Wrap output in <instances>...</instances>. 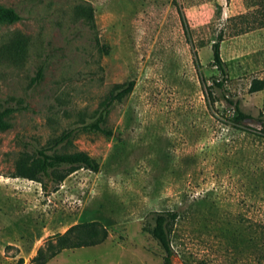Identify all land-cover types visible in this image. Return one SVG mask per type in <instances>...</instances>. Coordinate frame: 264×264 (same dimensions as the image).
<instances>
[{"label":"rangeland","instance_id":"374dc122","mask_svg":"<svg viewBox=\"0 0 264 264\" xmlns=\"http://www.w3.org/2000/svg\"><path fill=\"white\" fill-rule=\"evenodd\" d=\"M0 5L21 15L0 22V111L14 109L0 128V264H30L53 235L91 221L108 228L104 243L47 264H163L144 226L167 210L179 213L171 264H264V123L235 122L226 99L264 110V90L250 92L264 78V0ZM219 39L226 77L212 65ZM131 80L110 105L112 134L85 129ZM67 131L59 151H86L99 171L79 169L49 194L13 177L23 152Z\"/></svg>","mask_w":264,"mask_h":264},{"label":"trees","instance_id":"16d2710c","mask_svg":"<svg viewBox=\"0 0 264 264\" xmlns=\"http://www.w3.org/2000/svg\"><path fill=\"white\" fill-rule=\"evenodd\" d=\"M21 15L12 7L0 5V22H17ZM222 39V37H220ZM220 39L213 43V61L223 77L228 75L226 62L221 55ZM224 80L226 78H223ZM217 85L224 86L223 80L217 81ZM135 87V81L131 80L124 84H118L110 93L104 107L98 112V116L91 123L84 126L91 131H100L106 135L112 132L105 126V120L109 113L110 105L115 101H123L132 93ZM264 90V78L253 79L250 92H259ZM226 99L235 108L233 120L237 123H243L247 120H256L264 123V110L260 116L247 113L240 102H235L226 96ZM13 108H6L0 111V128H7L10 123L5 119ZM72 131L64 132L54 139L49 146L36 148L33 153L23 152L16 163V170L13 177L28 178L41 183L47 194L58 189L65 179L79 169L86 168L93 171L100 170L99 162L88 152L77 150L73 152L59 151V147L71 143ZM52 186V187H51ZM179 213L175 210L155 211L152 213L151 221L144 226V230L149 232L159 243L164 251L163 264H171L176 256V251L172 244V234L175 229L176 220ZM109 236L108 228L100 222H82L73 225L64 233H57L49 239L45 246L41 247L37 254L31 259L30 264H47L51 259L66 249H77L82 247L96 246L104 243ZM23 264V260L19 261Z\"/></svg>","mask_w":264,"mask_h":264},{"label":"built area","instance_id":"2783aa9c","mask_svg":"<svg viewBox=\"0 0 264 264\" xmlns=\"http://www.w3.org/2000/svg\"><path fill=\"white\" fill-rule=\"evenodd\" d=\"M230 113L232 116H234V114H235V108L234 107L230 110Z\"/></svg>","mask_w":264,"mask_h":264}]
</instances>
